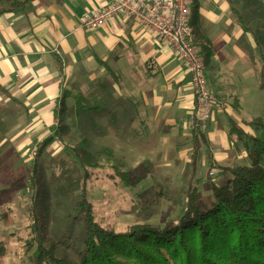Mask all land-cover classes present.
<instances>
[{
  "label": "crops",
  "instance_id": "0c3cea01",
  "mask_svg": "<svg viewBox=\"0 0 264 264\" xmlns=\"http://www.w3.org/2000/svg\"><path fill=\"white\" fill-rule=\"evenodd\" d=\"M262 1L192 0L199 6L204 33L211 45L218 46L211 67L205 71L214 98L213 110H222L224 101L230 100L234 112L235 98L243 110L245 100L238 73L243 53L239 47L240 39L249 34L239 25L231 7L259 16ZM111 2L28 0L25 10L0 16V116H4L0 127L7 118L15 119L14 136L25 131L34 139L35 134L47 133L45 140L54 132L55 110L62 96H69L66 101L83 97L91 86L99 93L105 92L100 81L109 77V93L119 90L125 101L126 96L133 98L131 117L142 120L137 123L143 129L137 133L140 142L152 144L150 150L165 147L182 158L192 145L186 119L193 106L183 64L172 48L134 19L116 17L91 31L80 27L87 11ZM121 113L129 114L126 109ZM226 114L235 118L229 111ZM210 124L208 143L222 148L216 126L223 129V125L218 120Z\"/></svg>",
  "mask_w": 264,
  "mask_h": 264
},
{
  "label": "rangeland",
  "instance_id": "374dc122",
  "mask_svg": "<svg viewBox=\"0 0 264 264\" xmlns=\"http://www.w3.org/2000/svg\"><path fill=\"white\" fill-rule=\"evenodd\" d=\"M259 10L261 13L264 12V0ZM254 30L264 53V25H261V30L253 28V32ZM239 48L243 53V57L238 61L240 92L245 100L242 103L243 110L239 108V103L233 102L239 108V112L234 109L232 112L231 101L222 102L224 108L218 110L219 112L213 110L210 121L218 120V123L223 125V129L216 126L221 134L222 148L219 146L214 148L210 143L198 145L196 176L192 185L208 208L213 203L209 182L220 186L230 178L229 174L220 172L219 166L249 164L242 148L239 152L227 138L226 112L229 111L235 116L232 119L251 135L260 136V133L245 127L241 123L242 120L261 119L264 122V78L260 79L264 68L255 49L253 37L249 34L245 39H240ZM100 82L105 92L99 93L96 87L91 86L87 95L79 96L82 104L87 107H99V110L92 112L80 110L76 115L74 101H66L64 123L68 126V137L62 143H55L47 148L39 157L40 170L44 174L45 182L43 197L38 202L37 209L47 217L48 230L60 245L59 255L68 256L73 262L79 259V253L82 252L84 245L83 224L77 220L78 214L73 209L74 203L80 197L83 172L74 156L73 148L86 147L93 152L106 149L109 151V154L100 160V167L91 172V177L87 181V199L93 205L95 220L113 227L117 232L125 231L136 223H150L161 228L169 223H175L185 205L188 177L183 176L186 173L190 174L193 145L190 144V150L181 155L182 158L177 157L171 150L167 151L165 147L157 149L155 146L154 150H150L152 144L140 142L138 139L137 133L139 129H143L139 128L140 124L137 123L142 120L131 117L130 111L135 105L133 98L126 96L125 101L123 93L119 90H117L119 94L109 93L111 89L109 77L103 78ZM234 95L235 92L230 94L231 97ZM113 100L117 102L114 103ZM216 102L221 106L219 101ZM121 109H126L130 115L124 116ZM217 113L221 114L217 116ZM3 118L4 116H0L1 120ZM24 121L25 119L22 120V126ZM56 121L57 116L55 124L53 123L54 127ZM187 121L188 117L186 124ZM1 123L0 241L7 243L9 250L4 264H31V255H23L17 238H26L31 224L29 215L33 192L28 178L36 158L35 156L33 158L34 152L36 154L41 142L49 134L38 133L34 139H30L24 131L14 136L15 119L7 118ZM160 130L163 131V127ZM25 136L27 140H24ZM82 140L86 142L82 144ZM215 157L219 160L217 161ZM174 160H179L180 163L175 164ZM113 168H120L127 173L131 188L125 187L118 177L109 178L113 175ZM211 173L214 175L211 176ZM161 189L169 193L168 200L156 198V193ZM3 215L6 216V220L2 219ZM15 250L16 256L13 253Z\"/></svg>",
  "mask_w": 264,
  "mask_h": 264
},
{
  "label": "trees",
  "instance_id": "16d2710c",
  "mask_svg": "<svg viewBox=\"0 0 264 264\" xmlns=\"http://www.w3.org/2000/svg\"><path fill=\"white\" fill-rule=\"evenodd\" d=\"M27 2L28 0H0V16L25 10ZM231 12L244 32L253 37L264 68V53L255 30L253 32V28L261 30V25H264V12L258 16V13L245 10L244 14L236 7H231ZM188 23L194 30L195 46L206 71L211 67L218 46L211 45L204 33L199 6L192 0ZM263 78L264 73H261L260 79ZM68 97L64 95L60 99L54 132L41 142L30 168L28 179L33 192L29 215L31 224L26 238L18 237L17 243L23 255H31V264H264V122L261 119L242 120L245 127L260 133V136H256L230 117H227V137L236 150L241 152L242 148L249 164L219 166L220 172L229 174L230 178L220 186L209 182L213 203L208 208L192 185L196 176L198 145L209 144L207 132L198 129L190 131L193 150L190 174L183 176L188 177L184 210L175 223L162 228L150 223H136L125 231L117 232L113 227L97 222L93 205L87 199V181L91 172L100 167V160L109 151L93 152L86 147L73 148L83 172L80 197L73 209L78 214L77 220L83 224L84 245L79 259L74 262L68 256H60V245L48 230L47 217L37 209V204L43 197L45 182L39 157L47 148L55 143H62L68 137V126L64 123ZM234 100V103H238V98ZM72 101L76 115L80 110H99V107L82 104L79 96H74ZM234 110L239 112L236 105ZM85 142L81 141L82 144ZM115 177L125 187L131 188L127 173L120 168H113V175L109 178ZM156 198L168 200L169 193L161 189L156 193ZM2 219L6 220V216L3 215ZM8 253L7 243L0 241V264L5 263ZM13 253L14 256L17 255L16 250Z\"/></svg>",
  "mask_w": 264,
  "mask_h": 264
},
{
  "label": "built area",
  "instance_id": "2783aa9c",
  "mask_svg": "<svg viewBox=\"0 0 264 264\" xmlns=\"http://www.w3.org/2000/svg\"><path fill=\"white\" fill-rule=\"evenodd\" d=\"M190 5L191 0H112L101 9L87 11L80 27L91 31L102 28L116 17L134 19L172 48L183 64L193 96L188 129L206 133L213 115L214 98L207 87L194 30L188 23Z\"/></svg>",
  "mask_w": 264,
  "mask_h": 264
}]
</instances>
